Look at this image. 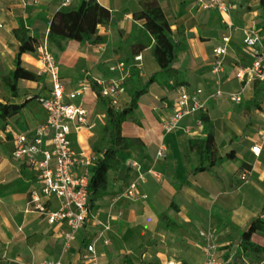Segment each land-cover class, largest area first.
<instances>
[{
    "label": "crops",
    "instance_id": "0c3cea01",
    "mask_svg": "<svg viewBox=\"0 0 264 264\" xmlns=\"http://www.w3.org/2000/svg\"><path fill=\"white\" fill-rule=\"evenodd\" d=\"M96 1L110 12L109 22L96 28L94 38L105 39L100 44L49 42L55 15L67 11L60 9L59 0H0V103L25 105L20 115L0 128V264H86L89 245L95 246L97 264H205L208 240L202 234L214 236L223 264H264V233L251 240L261 251L250 252L243 246V234L251 224L264 220V145L259 156L252 153L254 146L263 144L264 82L237 78L253 59L243 44L244 30L254 27L264 43L260 0H226L232 7L228 16L201 8L197 0ZM148 4L159 6L170 24L179 83L190 90L202 89L207 103L205 112L186 118L171 133L164 130L163 120L173 113L174 88L148 84L160 71L154 38L138 18ZM22 24L37 45L35 52L21 56L22 67L40 80H20L18 96L13 97L2 77L16 67L21 44L14 31ZM227 36L229 53L223 72L216 76L214 49ZM41 45H48L54 55L67 93L87 85L74 102L88 110L95 126L73 136L78 151L83 148L102 158L98 151L106 124L104 102L109 101L99 96L95 80L114 78L109 72L112 64L124 61L130 71L118 109L127 108L135 93L143 91L138 109L123 125V135L133 140V147L120 154V170L110 173L107 191L98 196L85 227L67 251V224L50 225L30 203L32 192L40 187L38 175L26 159L14 157L16 135L33 138L47 121L38 103L51 90L49 79L40 73ZM217 91L222 92L220 97L215 96ZM233 93H241L240 103L230 100ZM210 134L220 162L195 174L200 159L192 147ZM161 147L166 149L165 159L157 157ZM44 148L50 149L49 144ZM244 173L249 178L246 183L241 180ZM133 182H138L135 198H120ZM43 201L51 210L60 207L57 198Z\"/></svg>",
    "mask_w": 264,
    "mask_h": 264
},
{
    "label": "built area",
    "instance_id": "2783aa9c",
    "mask_svg": "<svg viewBox=\"0 0 264 264\" xmlns=\"http://www.w3.org/2000/svg\"><path fill=\"white\" fill-rule=\"evenodd\" d=\"M80 0H59L60 9H69ZM203 9H214L222 15L228 16L232 7L226 0H197ZM229 27L233 24L229 23ZM231 37L223 38V44L214 49L215 62L212 73L219 76L224 69V62L229 53ZM243 44L253 56L249 66L243 68L237 78L249 82H264V43L254 27L244 30ZM38 59L41 64V75L47 77L51 84L50 95L39 98V102L47 113L46 123L39 127L33 138L26 134L16 135L17 148L14 157L26 159L27 164L37 173L40 187L32 192L30 203L47 217L50 225L58 223L67 224L69 230L64 235V251H67L76 240L77 234L83 229L91 215L89 200V185L91 179V168L97 165L100 158L92 152L81 149L76 150L73 136L84 128L92 129L95 125L88 119V110L74 101L79 99L87 85L70 93L66 92L61 78L58 63L47 45H41L37 50ZM136 61L141 57H136ZM109 72L115 75L110 80L96 79L95 82L100 89L102 98L109 100L110 105L118 109L119 97L126 92L125 82L129 76V69L124 61L112 64ZM170 85L174 83L171 81ZM177 100L173 107V113L163 120L164 130L167 133L174 132L181 127L183 120L206 111L207 103L203 99V90H190L184 85L174 88ZM222 95L217 91V97ZM232 102L242 101L241 93L229 95ZM261 145L252 148V153L259 156L264 145V134L261 137ZM49 144L50 149L44 145ZM157 157L165 159L167 152L161 147ZM132 167L138 168L137 163ZM140 181H144L140 176ZM243 182H248L247 173L241 176ZM138 182L131 183L122 191L120 198L133 199L137 194ZM57 198L60 207L51 210L44 199ZM109 229V226L106 227ZM207 238L204 247L206 255L205 264H223L218 257L219 245L212 234H202ZM108 243V242H107ZM86 264H97V255L94 245L87 247L84 255ZM48 264H63L61 261ZM173 264V263H170Z\"/></svg>",
    "mask_w": 264,
    "mask_h": 264
},
{
    "label": "trees",
    "instance_id": "16d2710c",
    "mask_svg": "<svg viewBox=\"0 0 264 264\" xmlns=\"http://www.w3.org/2000/svg\"><path fill=\"white\" fill-rule=\"evenodd\" d=\"M260 7L264 14V0H260ZM66 10L58 12L51 23L48 37L50 43L55 42L57 39L76 40L81 43L88 42L91 44H100L105 41L103 37L96 36L94 38V36L99 24L109 22L110 12L101 7L96 0H81L77 6L73 5ZM138 18L145 21L144 27L146 31L154 38L153 54L160 66V71L149 80L148 84L158 83L170 87V82L172 81L174 83L171 86L172 88L181 85L178 81V70L174 67L176 45L172 41L171 27L163 11L159 6L148 4L138 14ZM14 35L21 44L16 59V67L2 77V82L11 95L17 97L20 80L38 82L40 77L24 69L21 61L23 54L36 51V40L30 37L28 29L23 24L14 31ZM257 82L259 81H255L256 84ZM98 94L101 97L100 89ZM142 94L143 91H137L132 97L129 106L122 110L113 108L109 102H104L106 124L103 129L104 136L101 149L98 151L102 154V158L98 160L95 167L91 168L89 185L91 208L98 196L107 191L110 173L120 170V154L131 150L133 147V140L123 135V125L133 117L138 109V101ZM24 106L0 103V128H2L1 124L3 122L20 115ZM192 148L200 159V165L194 171L195 174L210 171L220 162L213 135L210 134L206 140L195 143ZM229 156L234 158V155ZM256 233H264V220L261 218L256 219L249 230L243 234V246L250 252L261 251L260 247L251 241L252 236Z\"/></svg>",
    "mask_w": 264,
    "mask_h": 264
},
{
    "label": "rangeland",
    "instance_id": "374dc122",
    "mask_svg": "<svg viewBox=\"0 0 264 264\" xmlns=\"http://www.w3.org/2000/svg\"><path fill=\"white\" fill-rule=\"evenodd\" d=\"M48 46V45H47ZM48 48H49V46H48ZM38 103L40 104V102H39V100H38ZM41 105V104H40Z\"/></svg>",
    "mask_w": 264,
    "mask_h": 264
}]
</instances>
